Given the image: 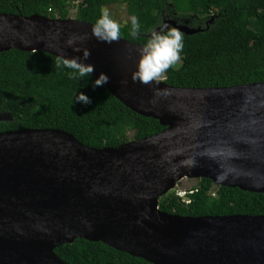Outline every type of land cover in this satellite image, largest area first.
I'll return each instance as SVG.
<instances>
[{
	"label": "water",
	"instance_id": "obj_1",
	"mask_svg": "<svg viewBox=\"0 0 264 264\" xmlns=\"http://www.w3.org/2000/svg\"><path fill=\"white\" fill-rule=\"evenodd\" d=\"M185 35L202 32L166 20ZM77 19L0 14V53L82 55L92 76L165 129L96 149L55 129L0 133V264H67L56 249L84 239L152 264H264V216L182 217L159 209L185 179L264 194V83L180 88L133 82L141 44H107ZM70 37H77L73 47Z\"/></svg>",
	"mask_w": 264,
	"mask_h": 264
},
{
	"label": "trees",
	"instance_id": "obj_2",
	"mask_svg": "<svg viewBox=\"0 0 264 264\" xmlns=\"http://www.w3.org/2000/svg\"><path fill=\"white\" fill-rule=\"evenodd\" d=\"M127 5L137 15L141 34L130 37V23L121 37L143 46L150 31L174 19L203 31L184 34L182 65L167 70L164 82L180 88H223L264 83V0H0V14L40 15L94 24L101 7ZM49 53L10 50L0 53V133L55 129L68 132L84 145L116 148L162 132L160 122L141 116L120 102L95 79H69L55 66ZM83 91L91 103H75L74 92ZM190 203L173 191L160 200L159 209L182 217L264 216V194L216 185L208 179L187 187ZM213 193L216 196H213ZM67 264H152L102 242L76 240L56 249Z\"/></svg>",
	"mask_w": 264,
	"mask_h": 264
},
{
	"label": "clouds",
	"instance_id": "obj_3",
	"mask_svg": "<svg viewBox=\"0 0 264 264\" xmlns=\"http://www.w3.org/2000/svg\"><path fill=\"white\" fill-rule=\"evenodd\" d=\"M130 23V37L137 38L141 34V24L139 17L135 14L128 17ZM92 35L107 44L119 41L121 37V24L113 18L108 7H101L100 15L91 26ZM78 38L70 37L67 41L69 47L76 45ZM184 34L175 26L163 23L153 28L143 46L137 49V60L135 69L131 74L133 82L144 85L158 84L165 78L168 69L176 65L181 60V52L184 47ZM74 51L81 52L82 55L66 56L58 54L55 66L67 71L69 79L80 81L86 77H91L95 70V65L89 63L90 51L81 50L74 47ZM109 81L106 73L100 72L92 81L93 88L102 87ZM73 102L83 105L90 104L91 98L83 91H76L73 94Z\"/></svg>",
	"mask_w": 264,
	"mask_h": 264
},
{
	"label": "rangeland",
	"instance_id": "obj_4",
	"mask_svg": "<svg viewBox=\"0 0 264 264\" xmlns=\"http://www.w3.org/2000/svg\"><path fill=\"white\" fill-rule=\"evenodd\" d=\"M108 7V9L110 10L112 16L114 19H116L121 26L122 25H126L128 23V12H127V5L123 2L119 3V4H115V5H109L106 6ZM73 19H75L74 16H72ZM182 58L180 60V62H178L176 65L173 66V68H179L182 65ZM166 77V76H165ZM165 78L163 80H161V82H164ZM6 120H10V116L6 115V114H0V121H6ZM197 180H189V179H185L182 182H184V184L187 187L193 186L195 185ZM181 182L178 183V187L180 188V184ZM177 187V189H178Z\"/></svg>",
	"mask_w": 264,
	"mask_h": 264
},
{
	"label": "built area",
	"instance_id": "obj_5",
	"mask_svg": "<svg viewBox=\"0 0 264 264\" xmlns=\"http://www.w3.org/2000/svg\"><path fill=\"white\" fill-rule=\"evenodd\" d=\"M177 187H178V186H177ZM177 187L173 190V191L176 193V195H177L178 197H180L184 202H186V203H190L191 201H190V199L187 198V195H188L189 193H192V192H187L186 190L177 189ZM173 191H172V192H173ZM213 196H216V195L213 193Z\"/></svg>",
	"mask_w": 264,
	"mask_h": 264
}]
</instances>
